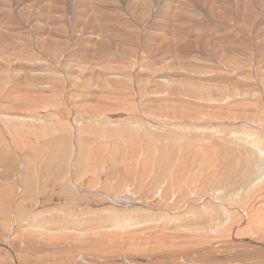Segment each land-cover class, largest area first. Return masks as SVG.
<instances>
[{
	"label": "bare ground",
	"instance_id": "6f19581e",
	"mask_svg": "<svg viewBox=\"0 0 264 264\" xmlns=\"http://www.w3.org/2000/svg\"><path fill=\"white\" fill-rule=\"evenodd\" d=\"M0 264H264V0H0Z\"/></svg>",
	"mask_w": 264,
	"mask_h": 264
}]
</instances>
